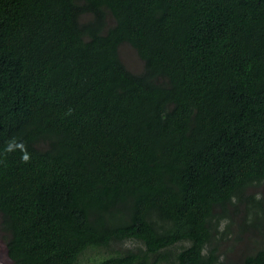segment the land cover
I'll list each match as a JSON object with an SVG mask.
<instances>
[{
    "label": "trees",
    "instance_id": "obj_1",
    "mask_svg": "<svg viewBox=\"0 0 264 264\" xmlns=\"http://www.w3.org/2000/svg\"><path fill=\"white\" fill-rule=\"evenodd\" d=\"M263 186L264 0H0L14 264H264Z\"/></svg>",
    "mask_w": 264,
    "mask_h": 264
},
{
    "label": "rangeland",
    "instance_id": "obj_2",
    "mask_svg": "<svg viewBox=\"0 0 264 264\" xmlns=\"http://www.w3.org/2000/svg\"><path fill=\"white\" fill-rule=\"evenodd\" d=\"M120 54L124 60V62L127 64V66L134 70V71H140L143 68V60L140 58L136 50L129 44V43H123L120 46ZM264 187V186H263ZM240 245V242L237 243ZM105 254L104 251L97 250V249H89L85 253L82 254L79 263L78 264H89L91 261L95 260L96 258H99ZM232 257H239L240 256V250L239 248H235L234 251L231 252ZM0 264H14L13 260L8 255L5 240L2 237V232L0 230Z\"/></svg>",
    "mask_w": 264,
    "mask_h": 264
}]
</instances>
